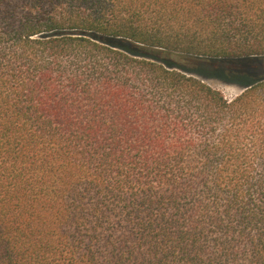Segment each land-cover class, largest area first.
I'll return each instance as SVG.
<instances>
[{"label":"trees","instance_id":"obj_1","mask_svg":"<svg viewBox=\"0 0 264 264\" xmlns=\"http://www.w3.org/2000/svg\"><path fill=\"white\" fill-rule=\"evenodd\" d=\"M0 264H264V0H0Z\"/></svg>","mask_w":264,"mask_h":264},{"label":"rangeland","instance_id":"obj_2","mask_svg":"<svg viewBox=\"0 0 264 264\" xmlns=\"http://www.w3.org/2000/svg\"><path fill=\"white\" fill-rule=\"evenodd\" d=\"M198 76H200L201 78H204V80L208 82L209 84H211L212 86L222 90L224 94L229 98L234 97L241 90V87L239 85L231 84L219 78L209 77V76L202 75V74H199Z\"/></svg>","mask_w":264,"mask_h":264}]
</instances>
